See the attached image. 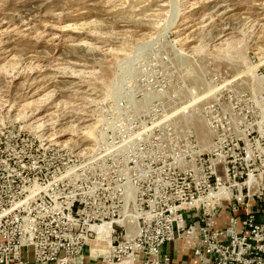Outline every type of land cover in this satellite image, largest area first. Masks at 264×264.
Returning <instances> with one entry per match:
<instances>
[{
	"label": "rangeland",
	"instance_id": "374dc122",
	"mask_svg": "<svg viewBox=\"0 0 264 264\" xmlns=\"http://www.w3.org/2000/svg\"><path fill=\"white\" fill-rule=\"evenodd\" d=\"M209 117L261 173L264 0H0V133L36 154L104 155L97 128L153 125L184 157Z\"/></svg>",
	"mask_w": 264,
	"mask_h": 264
},
{
	"label": "built area",
	"instance_id": "2783aa9c",
	"mask_svg": "<svg viewBox=\"0 0 264 264\" xmlns=\"http://www.w3.org/2000/svg\"><path fill=\"white\" fill-rule=\"evenodd\" d=\"M205 124L209 148L194 140L184 157L155 151L153 125L127 138L101 126L95 145L110 153L86 157L39 155L20 133L1 132L0 264H23L24 249L37 264H79L105 223L110 248L95 257L106 264H178L162 254L176 240L188 264H264V170L253 174L214 117ZM125 219L136 224L130 236Z\"/></svg>",
	"mask_w": 264,
	"mask_h": 264
},
{
	"label": "crops",
	"instance_id": "0c3cea01",
	"mask_svg": "<svg viewBox=\"0 0 264 264\" xmlns=\"http://www.w3.org/2000/svg\"><path fill=\"white\" fill-rule=\"evenodd\" d=\"M181 244L180 240L167 244L163 247L162 254H168L169 257H171L173 261L178 264H188L192 262L190 252L188 250L184 252L180 250ZM89 246L90 245L87 243L83 259L79 264H106V262L100 257H95V255L91 252V246ZM22 261L23 264H37L33 261L31 251L29 249L23 250Z\"/></svg>",
	"mask_w": 264,
	"mask_h": 264
},
{
	"label": "bare ground",
	"instance_id": "6f19581e",
	"mask_svg": "<svg viewBox=\"0 0 264 264\" xmlns=\"http://www.w3.org/2000/svg\"><path fill=\"white\" fill-rule=\"evenodd\" d=\"M201 139L203 142H205L203 145L204 146L203 148L207 147L208 146V142H206L207 133L205 134L201 132ZM219 193L224 196L226 195L225 194L226 190L221 189ZM122 225L126 226L127 236H130L135 232L136 224L130 223L129 219L123 220ZM111 231H112V225L110 223H105L97 228L98 235L96 236V238L87 241V243L91 246V252L94 255H97L98 253L103 254V255L107 254L110 248Z\"/></svg>",
	"mask_w": 264,
	"mask_h": 264
}]
</instances>
